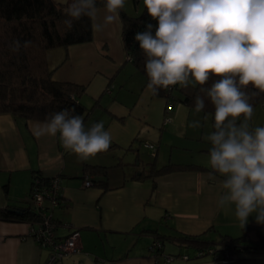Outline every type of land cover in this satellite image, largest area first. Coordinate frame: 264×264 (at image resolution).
<instances>
[{
  "label": "crops",
  "instance_id": "crops-1",
  "mask_svg": "<svg viewBox=\"0 0 264 264\" xmlns=\"http://www.w3.org/2000/svg\"><path fill=\"white\" fill-rule=\"evenodd\" d=\"M141 5V0L137 6L125 0L124 11L136 16L144 9ZM103 16L101 7L97 21L102 23ZM122 32L123 23L110 24L94 32L92 42L47 53L50 67L58 66L55 81L85 86L81 101L93 108L85 128L103 122L112 137L106 152L80 157L64 146L59 133L37 135L40 121L0 114V208L30 206L35 174L61 178V203L53 210L58 235H67L68 225L78 228L82 253L57 264H95L98 260L104 264H161L163 253L185 254L177 249L167 251L168 244L188 248L177 243L182 235L220 243L224 236L238 237L243 231L234 210L225 214L217 205L222 185L208 179L213 170L206 137L215 131L213 116L205 120L206 114L179 101L166 112L167 99L154 96L144 75L128 61ZM123 72L127 75L121 77ZM180 91L182 96L190 93ZM195 120L201 122L200 128L188 126ZM250 125L264 127V105L254 108ZM146 150L153 152L154 159L170 152L167 164L198 165L205 170L148 176L150 168L142 166ZM88 165L107 167V182L101 184L103 175L86 171ZM87 177L94 185L85 188ZM251 224L264 226L249 217L244 227ZM30 230V222L0 220V264H47L50 251L30 237ZM156 239L163 244L157 258L150 252ZM106 250H111L107 257L99 256ZM212 260L207 257L205 264ZM229 264H264V255L235 258Z\"/></svg>",
  "mask_w": 264,
  "mask_h": 264
},
{
  "label": "clouds",
  "instance_id": "clouds-1",
  "mask_svg": "<svg viewBox=\"0 0 264 264\" xmlns=\"http://www.w3.org/2000/svg\"><path fill=\"white\" fill-rule=\"evenodd\" d=\"M143 6L157 21L154 34L151 23L135 34L145 57L148 88L159 94L173 86L185 91L199 86L194 111L201 113L206 100L214 108L204 119L214 118L215 131L206 139L213 170L208 179L224 189L217 205L225 214L234 210L242 228L249 217L264 224V127L250 125L254 108L248 91L251 86L264 92V0H143ZM102 7L101 23L97 0H71L65 23L71 26L87 17L94 32L122 23L125 0H103ZM20 47L15 41L13 50ZM73 113H52L37 122L36 134L59 133L64 146L83 158L106 152L112 137L103 122L85 128L83 117ZM188 126L202 125L195 120Z\"/></svg>",
  "mask_w": 264,
  "mask_h": 264
},
{
  "label": "trees",
  "instance_id": "trees-1",
  "mask_svg": "<svg viewBox=\"0 0 264 264\" xmlns=\"http://www.w3.org/2000/svg\"><path fill=\"white\" fill-rule=\"evenodd\" d=\"M139 1L133 0L136 6ZM70 2L71 0H0V114H11L15 118H23L26 121L43 122L46 117L50 118L52 113L63 109H74L73 114L82 116L85 126L93 109L88 108L81 101L86 91L85 86L55 81L53 73L58 66L51 68L47 57L49 50L67 49L72 45L92 42L94 39L92 21L87 17L73 20L71 26L65 23L67 19H70L67 15ZM97 2L102 7L103 0H97ZM120 16L123 23L124 50L127 57H134L130 62L144 75L146 86H148L145 57L139 48V43L135 40V34L145 31V26L149 23L153 25L154 34L157 21L148 15L146 8L136 16L122 9ZM15 41H19L21 45L18 51L13 50ZM26 41L31 43L25 48L23 45ZM212 79L205 87L210 86ZM198 88L199 86H196L192 92L184 93L180 98L174 96L175 91L181 90L179 86H173L171 90L161 89L159 94L153 93V95L165 98L168 102L179 101L189 108H194V97L198 94ZM248 91L253 108L264 105V92L253 89L251 86ZM202 113H214V108L207 100L206 108ZM188 169L205 170L198 165L176 164L155 168V163H152L148 176ZM86 171L103 175L100 179L101 184L107 182V167L88 165ZM36 177H40L44 183L51 181L39 173L34 175V178ZM38 219V214L32 211L30 206L9 205L0 208L2 221L32 222ZM177 243L193 249L208 248L216 244L201 236L191 235L180 236ZM220 243L231 247L234 257L238 260L264 255V226L248 225L243 228L240 236H224ZM240 255L243 256L239 257Z\"/></svg>",
  "mask_w": 264,
  "mask_h": 264
},
{
  "label": "built area",
  "instance_id": "built-area-1",
  "mask_svg": "<svg viewBox=\"0 0 264 264\" xmlns=\"http://www.w3.org/2000/svg\"><path fill=\"white\" fill-rule=\"evenodd\" d=\"M173 107L172 102H168L166 112ZM167 120H170L169 118ZM146 147L155 148L150 143H146ZM94 185V182L88 177L84 180V187L88 188ZM62 184L60 177H54L50 182L44 183L40 177L34 178L31 192L29 194V202L32 211L38 214V220L30 222V236L38 243L41 248L50 251L47 264H57L63 259L73 254L82 253L81 234L78 228L68 225L69 233L60 237L58 235L59 223L53 215V210L61 203ZM50 202V205L46 203ZM163 244L160 240L154 241L150 246V252L155 258L158 257L162 250ZM210 256L213 258L211 264H228L235 257L231 251V247L222 245L218 247L213 245L208 248L196 249L195 259H201ZM176 260L180 262H190L191 256L188 254L181 255H165L164 264H174ZM95 264H104V260H98ZM108 264H117L110 261Z\"/></svg>",
  "mask_w": 264,
  "mask_h": 264
},
{
  "label": "rangeland",
  "instance_id": "rangeland-1",
  "mask_svg": "<svg viewBox=\"0 0 264 264\" xmlns=\"http://www.w3.org/2000/svg\"><path fill=\"white\" fill-rule=\"evenodd\" d=\"M57 1H60V0H57ZM141 3H142L141 6L143 7V0H141ZM141 12H142V9L137 13V15L140 14ZM125 75H127V74L125 72H123V74L121 75V77H124ZM192 90L193 89L190 87L189 90H187V91L188 92H192ZM174 94L176 96H180V95L182 96V93H181L180 90L175 91ZM172 103H174V102H172ZM170 157H171V153L167 151L165 153V155H163V157H161L159 159H154L153 152L151 150H146V151H144V158H143V160L145 161V163L142 166L145 167V168H147V170H149V168H150V165H148V164H152V163H155L156 164L155 166L160 167L162 165L167 164V162H169V160H170ZM47 202L48 201H46V203ZM47 204L50 205L49 203H47ZM215 245H217L218 247H220L221 246V243H216ZM102 247L103 246H101L100 248H102ZM102 249H104V248H102ZM174 249H177V251H179L178 253H180V254L181 253H185V254L190 255L191 258H192V260L190 261L189 264H205V259L207 257H209V256H207V257L201 258V260L195 259L194 256H195L196 249H193L191 247L181 248V247H178V246H175V245H172V244H168L167 251H172ZM99 253H100V255H99ZM99 253H96V254H98L101 257H105V256L107 257L109 255V253H111V250H106V253L105 252H99ZM170 254H175L176 255V253H170ZM165 255H168V252L163 253V255H160V257H161L160 259L162 261L161 264H164L165 263ZM196 260H198V261H196ZM175 263H180V261L179 260H176Z\"/></svg>",
  "mask_w": 264,
  "mask_h": 264
},
{
  "label": "bare ground",
  "instance_id": "bare-ground-1",
  "mask_svg": "<svg viewBox=\"0 0 264 264\" xmlns=\"http://www.w3.org/2000/svg\"><path fill=\"white\" fill-rule=\"evenodd\" d=\"M31 237V236H30ZM156 241V240H155ZM154 243V242H153Z\"/></svg>",
  "mask_w": 264,
  "mask_h": 264
},
{
  "label": "water",
  "instance_id": "water-1",
  "mask_svg": "<svg viewBox=\"0 0 264 264\" xmlns=\"http://www.w3.org/2000/svg\"><path fill=\"white\" fill-rule=\"evenodd\" d=\"M148 165H150V164H148Z\"/></svg>",
  "mask_w": 264,
  "mask_h": 264
}]
</instances>
